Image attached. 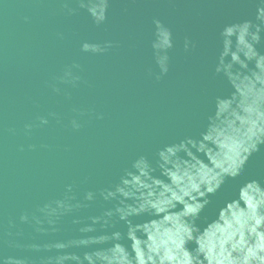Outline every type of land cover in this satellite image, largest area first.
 <instances>
[{
    "label": "water",
    "instance_id": "obj_1",
    "mask_svg": "<svg viewBox=\"0 0 264 264\" xmlns=\"http://www.w3.org/2000/svg\"><path fill=\"white\" fill-rule=\"evenodd\" d=\"M261 9L0 0V264H161L178 234L215 264L213 245L235 243L254 208L264 219L261 137L185 223L191 195L264 127ZM251 239L241 231L239 245Z\"/></svg>",
    "mask_w": 264,
    "mask_h": 264
},
{
    "label": "clouds",
    "instance_id": "obj_2",
    "mask_svg": "<svg viewBox=\"0 0 264 264\" xmlns=\"http://www.w3.org/2000/svg\"><path fill=\"white\" fill-rule=\"evenodd\" d=\"M102 18L103 17H101V19ZM258 18L264 19V9L260 10ZM231 28L233 27L226 28L224 35ZM257 31H259V29H257ZM252 39L255 41L258 39V36L253 34ZM84 48L87 50L89 46L86 44L84 45ZM261 59H264V57H261ZM229 75L231 74L229 73ZM261 137H264V127H255V130L252 131L251 135L240 141L234 156L225 161L223 172L208 177L206 183H202L200 193H193L191 195L188 203L185 205L186 211L188 213L185 218L186 224L194 225V221L198 217L199 213L209 203L207 197L209 195H214L219 190L221 185L224 183L226 176L235 178L239 175L244 163L247 160V156L251 153V151L256 149L257 143L261 142ZM189 143L193 142L189 141ZM193 146H195L194 143ZM183 147L184 145L180 146V148ZM205 147L206 145L201 143L199 145V150ZM178 150V148L169 147L166 149V151L160 153V156L164 161V165L171 164L172 167H176L177 163L181 162L179 160L173 161L170 159L176 155ZM141 165L147 168V165L143 160L139 161L136 164V167L139 169ZM164 165H162V167H164ZM123 183L125 184L127 181L124 180ZM246 185H256L258 188H260L256 182H250ZM119 190L120 188L118 191ZM109 195H112V193H109ZM89 198H91V196H89ZM222 209L220 211H222ZM252 211V216L244 224L239 225L235 230L232 236V241L235 243L230 245L227 240H224L218 245H213L211 252L215 264H264V231L260 230L262 226H264V219L258 218L260 215L259 207L254 208ZM241 231L252 237V239L243 246L239 245ZM198 237L199 232L193 231L191 232L189 239L196 242ZM172 243L175 245L174 248H169L163 257L159 255L155 257V259L160 260L161 264H164L165 259L172 261L173 264H205V261H207V264H213V261L208 260V257L203 253V251H200L197 248L194 252L190 251L191 255L189 252L183 251L182 235L178 234V239L174 240ZM185 257H187V259H185ZM149 259H153V257H149Z\"/></svg>",
    "mask_w": 264,
    "mask_h": 264
}]
</instances>
